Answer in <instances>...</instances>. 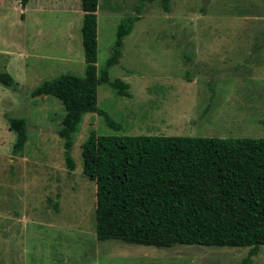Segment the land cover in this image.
<instances>
[{"label": "rangeland", "instance_id": "374dc122", "mask_svg": "<svg viewBox=\"0 0 264 264\" xmlns=\"http://www.w3.org/2000/svg\"><path fill=\"white\" fill-rule=\"evenodd\" d=\"M138 0H100V72L118 25ZM81 0H0V69L18 82L0 85V264H243L249 248H156L98 241L97 185L83 173L82 143L92 131L117 136L264 138V0H171L147 4L125 39L98 104L122 126L87 114L66 166L59 135L65 109L32 91L64 74L84 77ZM28 120L29 140L13 154V118ZM253 264H264V246Z\"/></svg>", "mask_w": 264, "mask_h": 264}, {"label": "trees", "instance_id": "16d2710c", "mask_svg": "<svg viewBox=\"0 0 264 264\" xmlns=\"http://www.w3.org/2000/svg\"><path fill=\"white\" fill-rule=\"evenodd\" d=\"M30 0H21L23 7ZM160 2L165 12L171 0H138L134 14L118 25L116 40L100 72L98 15L100 0H81L84 77L64 74L31 93L57 98L65 109L59 135L66 166L76 167L75 136L87 114L101 116L108 127L122 126L98 104L100 85L119 97L131 98L130 85L112 80L110 69L123 57L125 39L141 19L147 4ZM0 85L16 90L14 77L0 69ZM13 154L28 143V120L13 118ZM83 173L97 185L98 241L172 248L177 245L249 248L243 264L264 246V138L222 139L190 136H117L92 131L82 143Z\"/></svg>", "mask_w": 264, "mask_h": 264}]
</instances>
